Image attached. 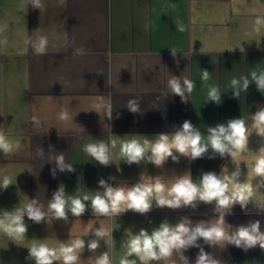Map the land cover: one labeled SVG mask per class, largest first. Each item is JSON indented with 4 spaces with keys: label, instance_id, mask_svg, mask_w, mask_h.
<instances>
[{
    "label": "crops",
    "instance_id": "crops-1",
    "mask_svg": "<svg viewBox=\"0 0 264 264\" xmlns=\"http://www.w3.org/2000/svg\"><path fill=\"white\" fill-rule=\"evenodd\" d=\"M34 8L30 0H0V133L13 146L7 155L0 152V211L24 208L32 199L47 211L53 193L64 186L71 196L92 197L102 191L98 182L132 186L138 182L153 186L165 184L161 195L168 196L176 177L190 174L199 184L205 172L231 174L240 166V181L251 186L249 204H236L228 211L216 210L215 203L198 202L195 208H159L140 214L95 215L90 201L80 217L68 212L67 221L53 218L35 223L27 218L26 238L13 240L0 223V264H35L28 248L40 243L59 249L77 238L85 240L78 250L76 264H96L107 253L110 264H120L127 254L126 241L141 229L149 232L163 220L175 224L181 218L193 223L212 221L225 213L233 228L259 220L264 231V188H257L254 162L264 138L252 128L253 114L264 107V94L251 83L237 97L230 87L252 69L264 70V30L256 33L254 21L264 17V0H41ZM40 37L47 38L44 53L34 49ZM86 55L74 56L77 48ZM207 70L210 78L201 79ZM185 76L195 84L187 101L167 92L170 76ZM216 86L221 102L208 101V90ZM140 101L141 111L132 113L129 99ZM111 109V118L106 115ZM66 110L68 118L60 120ZM36 118L37 122L33 121ZM242 118L246 122L247 143L235 149L236 155L220 157L211 150L191 160L178 155L160 167L141 161L127 164L122 159L124 142L137 140L146 148L161 133L171 134L185 120L206 134L209 126ZM102 140L110 146L112 162L102 166L83 151V146ZM18 145V147H17ZM43 149L44 157L37 155ZM63 153L75 172H60L49 162ZM229 190H234L229 186ZM0 220H3L0 214ZM105 230L103 239L94 230ZM98 239L99 247L87 249ZM199 243L222 264H264V249L247 251L234 245L225 248ZM199 249L184 252L194 264ZM129 259H136L130 257ZM167 261H140L137 264H172ZM62 264V261L57 262Z\"/></svg>",
    "mask_w": 264,
    "mask_h": 264
},
{
    "label": "clouds",
    "instance_id": "clouds-1",
    "mask_svg": "<svg viewBox=\"0 0 264 264\" xmlns=\"http://www.w3.org/2000/svg\"><path fill=\"white\" fill-rule=\"evenodd\" d=\"M65 0H61L64 3ZM34 8H43L41 0H30ZM253 30L260 33L264 30V17H257L254 21ZM47 38L40 37L38 43L34 44L37 53L42 54L47 47ZM86 51L81 47L73 53L74 56L86 55ZM210 73L207 70L201 71V79L207 81ZM255 83L256 88L264 94V70L252 69L248 75L232 78L230 87L235 96L239 97L241 92H246L249 85ZM195 84L185 76H170L167 81L168 94L177 95L182 101H187L188 94L192 92ZM208 101L219 104L221 102V93L218 87L213 86L207 93ZM128 110L132 113H138L140 101L136 98L129 99L126 104ZM111 109L109 107L106 115L111 118ZM68 113L66 110L59 114L60 120H66ZM37 122L36 118H33ZM252 128L255 134L264 138V107L258 109L252 116ZM246 122L242 118H234L226 123H220L216 126H209L206 134L202 133L199 128L194 126L190 121L185 120L180 128L174 133H161L151 143L150 148H146L137 140L126 141L121 146L122 159L129 165L139 164L141 161H147L157 167L162 166L168 158L176 161L179 155L196 160L202 158L211 150L213 154H219L220 157L230 156L232 159L236 155L235 149L242 143H247ZM18 147V145H17ZM13 151L12 144L7 137L0 133V152L7 155ZM83 151L91 159L95 160L102 166H108L111 162L110 146L102 140H96L83 146ZM258 152L264 153V144L261 145ZM40 158L44 157L43 149L37 150ZM49 162H54L56 167L51 170L55 176L57 170L60 172H75L72 163L66 162L65 155L58 153L50 156ZM253 171L256 176L257 188H264V155L260 156L254 162ZM240 166L236 165V170L231 174L217 175L215 172H205L199 179V184L195 183L190 174H184L176 177L175 182L169 190L166 197L161 195L165 190V184L157 182L153 186H146L138 182L132 186H113L105 179L101 178L98 182L102 191H96L92 197L87 195L83 197H69L61 185L52 195L47 204V211L44 205L38 200L32 199L24 207H16L9 210L0 211L3 220L6 221V232L13 240H23L26 238L27 225L24 217L35 223L46 220L50 212L55 219L67 221V214L70 211L74 217H80L88 208L86 202L90 201V206L95 215L107 216L111 214L119 215L126 211H134L145 214L151 211L153 202L159 208L180 209L183 207L195 208L198 202L206 204L215 203L216 210L219 208L227 209L229 212L232 207L239 204L242 209H246L249 204V193L251 186L244 185L240 181ZM11 183L9 177L5 176L0 181V188L6 189ZM234 190L230 191L229 186ZM264 210V206H261ZM225 213L220 214L218 218L212 221H198L193 223L190 219L184 217L177 223L172 224L163 220L158 227L151 232L141 229L137 234H132L126 241L127 254L121 259L120 264H137L140 261H167L172 260V264H190L188 257L184 252L189 248L199 249L194 264H222V261L208 253L199 243L203 240L204 244L209 247L225 248L227 245H234L247 251L259 246L264 249V231L261 230L259 220L251 221L246 225H239L233 228L232 225L225 221ZM97 238L103 239L106 236L105 230L97 228L94 230ZM99 247L98 239H93L87 243V249L94 251ZM85 248V240L77 238L71 244H61L60 248H49L46 244L40 243L28 248V257L35 264H76L79 259L78 250ZM136 259H129L130 257ZM96 264H110V258L104 253L97 258Z\"/></svg>",
    "mask_w": 264,
    "mask_h": 264
}]
</instances>
